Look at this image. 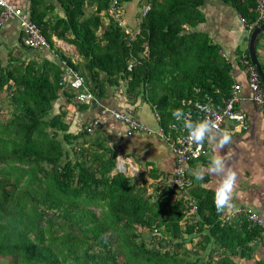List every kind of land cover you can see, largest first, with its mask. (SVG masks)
I'll return each mask as SVG.
<instances>
[{
    "label": "trees",
    "instance_id": "1",
    "mask_svg": "<svg viewBox=\"0 0 264 264\" xmlns=\"http://www.w3.org/2000/svg\"><path fill=\"white\" fill-rule=\"evenodd\" d=\"M58 1L64 17L49 16L53 6L44 13L38 1L31 8L50 50L85 76L97 97L106 85L125 83L130 103L150 105L169 141L179 125L173 110L185 114L198 103L230 97L232 65L219 45L196 31L205 21L204 0H147L150 10L139 15L133 38L115 23L111 0ZM224 2L248 25L264 22L258 0ZM53 37L75 46L83 63H73ZM20 45L21 56L10 52L6 65L0 61V102L6 94L12 107L8 119L0 116V264H244L254 258L264 227L245 215L224 222L215 192L195 186L194 176L188 173L193 187L186 192L163 188V180L149 193L146 181L115 172L117 151L103 135L69 133L65 113L54 115L63 70L27 57L39 51L22 38ZM201 160L190 163L192 174ZM157 173L153 168L150 177ZM198 237L197 247L188 249L187 240Z\"/></svg>",
    "mask_w": 264,
    "mask_h": 264
},
{
    "label": "crops",
    "instance_id": "2",
    "mask_svg": "<svg viewBox=\"0 0 264 264\" xmlns=\"http://www.w3.org/2000/svg\"><path fill=\"white\" fill-rule=\"evenodd\" d=\"M6 1L14 7L30 13L33 3L38 1L41 4L39 8L44 13H46L44 10L46 6L55 7L54 11L49 10V16H65V11L58 0ZM201 11L205 21L197 26L196 31L206 33L214 44L219 45L221 54L232 65L233 87L241 86L238 109L245 114L248 127L244 131L229 133L232 143L225 146L219 153L237 174L236 184L231 193L232 207L225 208L224 213H230L236 208L248 207L264 220V111L253 102V91L244 63L248 59L250 36L255 28L248 25L238 11L232 5L225 3L224 0H204ZM21 38H23V33L19 22L11 20L1 30L0 46L15 47ZM53 41L55 47L61 50L73 63L81 64L83 62L75 46L59 40L57 37H53ZM36 54H40L43 59L52 61L63 70L62 81H64L65 75L68 76L67 82L62 84L58 100L54 103V115L65 113L64 122L69 125V133L77 135L87 131L91 134L88 136L103 135L109 146L117 151L120 164L123 161L121 170L126 173L129 169H134L130 172L132 176L138 173L147 175L150 182L156 183L169 180L174 175L176 160L167 139L159 135L148 136L143 133L129 137L127 124L118 121L109 114H103L104 109L131 112L148 128L154 131L160 129L159 120L150 105L142 100L135 104L130 103L126 95L125 83H122L121 87L106 85L105 94L98 97L97 102L88 101L81 104L77 101L79 93L69 87L72 77L67 72L68 67L65 66V62L61 61L50 49H42ZM257 55L264 70V32L257 40ZM87 86L90 89L88 83ZM96 119L101 121V126L89 131ZM237 127L235 123L229 122L223 129L231 131ZM206 146L207 153L203 156V160L197 162L200 168H207L212 158L217 155L214 144L207 141ZM125 164H127L126 168H124ZM153 168L158 171L157 179L150 177ZM189 174L194 176L190 167ZM220 179L218 176L205 173L202 179H196V182H193L195 186L201 184L202 187L215 192ZM258 263L264 264V237L255 247L254 258L244 262V264Z\"/></svg>",
    "mask_w": 264,
    "mask_h": 264
},
{
    "label": "built area",
    "instance_id": "3",
    "mask_svg": "<svg viewBox=\"0 0 264 264\" xmlns=\"http://www.w3.org/2000/svg\"><path fill=\"white\" fill-rule=\"evenodd\" d=\"M124 3L122 0H111L109 7L110 14L112 15L115 23L119 27L124 28L126 26V20L124 18ZM150 10L147 6L141 13L145 16ZM257 13L259 21H264V0H258ZM11 20H17L19 26L23 33L24 45L31 50H42L50 49V44L46 37L42 33L38 25L32 20L31 13L26 12L20 8L14 7L12 4L8 3L6 0H0V34L1 30L7 23ZM248 73H249V84L253 91V102L255 105L264 111V89L261 85L259 76L252 65V63L247 59L244 61ZM65 66L66 63H65ZM68 67V66H67ZM129 70H132V64L129 65ZM68 74L72 77L69 81V87L77 91L79 94L77 96V101L84 104L88 101H98V97L94 94L87 86L86 78L74 71L71 68H67ZM68 76L65 75L64 82H67ZM241 86L236 85L233 87L230 97L223 104H215L214 102L208 100L204 103H198L197 109L195 111H189L184 114V119H191L193 122L201 121L204 119H210L218 125L219 130H224L225 124L231 122L235 123L238 127L235 130L228 131L230 134H234L237 131L247 130L246 116L238 109V104L240 102L239 91ZM103 114H109L113 116L118 121H121L128 125L127 135L132 137L137 133H143L148 136L159 135L164 139L168 140L165 131L160 127L159 130L154 131L148 128L143 122L139 121L131 112H119L115 110L104 109ZM156 118L159 120V115L156 114ZM179 125L174 126L175 139H171L170 146L171 150L175 156L176 160V170L174 175L163 184L164 187H169L177 192H186L193 187V183L188 179L190 163L201 159L207 153V146L205 140L201 146L188 139L189 132L184 127L183 120L178 121ZM101 126V121L96 119L89 131H93ZM197 207L194 206L190 211L195 213ZM239 215H245L247 219L253 224L258 226L264 225V220L258 216L251 208L242 207L236 208L230 213H224L222 220L224 222H231Z\"/></svg>",
    "mask_w": 264,
    "mask_h": 264
},
{
    "label": "clouds",
    "instance_id": "4",
    "mask_svg": "<svg viewBox=\"0 0 264 264\" xmlns=\"http://www.w3.org/2000/svg\"><path fill=\"white\" fill-rule=\"evenodd\" d=\"M172 116L177 121L183 120L184 127L189 132L188 139L198 146H201L205 140L214 144L217 155L212 158L207 168L201 167L194 171V177L197 180L203 178L205 173L213 174L220 177V183L216 188L214 195V205L217 213H222L225 208L232 207L231 193L236 184L237 174L228 166L221 155L220 151L232 143V137L227 130H219L218 125L210 120L204 119L193 122L191 119H184L182 109L172 111Z\"/></svg>",
    "mask_w": 264,
    "mask_h": 264
},
{
    "label": "rangeland",
    "instance_id": "5",
    "mask_svg": "<svg viewBox=\"0 0 264 264\" xmlns=\"http://www.w3.org/2000/svg\"><path fill=\"white\" fill-rule=\"evenodd\" d=\"M148 1L147 0H133L132 2H128V3H124V7H123V10H124V18L126 20V26L123 28L126 30V32H128L131 37H135V35L137 34L138 32V29H139V15L144 11V9L146 8V5L148 4L147 3ZM93 11L92 9H87V14H91ZM107 22V20H106ZM21 45H20V42L18 43L17 46L15 47H10V46H0V61L3 65H6L7 63V60H8V57H9V53L10 52H13L14 54L13 55H16V56H21ZM20 51V53H19ZM40 52V51H39ZM38 52V53H39ZM27 57H33V58H40L42 59L43 57L40 55L38 56L36 53H33V52H29L28 54H26ZM83 63V62H81ZM3 97V98H2ZM1 97V102H0V116H4L5 119H8L11 114H12V107L10 105H8L7 103V96L6 94L2 95ZM123 164V161H121V164H120V161H118L117 159V167H116V171L115 172H119V167H121V165ZM129 167V165H128ZM131 168V167H130ZM132 171H134V169H129L128 172H126V175H129L131 177H139V184L142 183V181H146L147 183V187L149 188V193H153L155 192V189H156V186H157V182L156 183H152L150 182L149 178L147 177V175H140V173H138L137 175L135 176H132V173H130ZM127 171V170H126ZM146 235V238L149 239L148 237V234H145ZM200 238H195L194 240H192V242L190 240H187V247L188 249H195L199 243ZM199 250V249H198ZM195 251V250H193ZM202 253V252H201ZM204 253V252H203ZM202 253V254H203ZM205 257L208 256L207 253H204L203 254ZM121 263L123 264V262L121 261Z\"/></svg>",
    "mask_w": 264,
    "mask_h": 264
},
{
    "label": "water",
    "instance_id": "6",
    "mask_svg": "<svg viewBox=\"0 0 264 264\" xmlns=\"http://www.w3.org/2000/svg\"><path fill=\"white\" fill-rule=\"evenodd\" d=\"M263 32H264V22L261 25L257 26L251 33L250 41H249V55H250L251 63L254 66L264 89V70L262 69V66L260 64L257 55V40L260 34ZM114 159H118L117 156H114ZM126 167L127 164L124 165V168ZM119 172H123V170H121L120 167H119Z\"/></svg>",
    "mask_w": 264,
    "mask_h": 264
}]
</instances>
